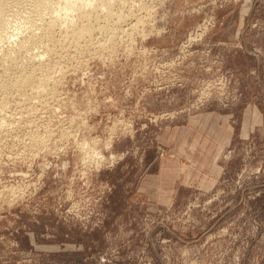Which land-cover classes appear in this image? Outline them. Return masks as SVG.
I'll list each match as a JSON object with an SVG mask.
<instances>
[{
    "label": "rangeland",
    "instance_id": "rangeland-1",
    "mask_svg": "<svg viewBox=\"0 0 264 264\" xmlns=\"http://www.w3.org/2000/svg\"><path fill=\"white\" fill-rule=\"evenodd\" d=\"M129 1L111 48L18 52L56 69L2 114L0 264H264V0Z\"/></svg>",
    "mask_w": 264,
    "mask_h": 264
},
{
    "label": "bare ground",
    "instance_id": "bare-ground-1",
    "mask_svg": "<svg viewBox=\"0 0 264 264\" xmlns=\"http://www.w3.org/2000/svg\"><path fill=\"white\" fill-rule=\"evenodd\" d=\"M131 3L133 2L129 0H0V127L5 130L3 126L7 120L4 117L8 116L5 115L3 117L2 114L9 104L10 97L12 98L13 95L17 94L28 101L30 98H36V96H32V93L35 91L44 94L48 89L54 69H56L54 65H52L53 63H45L40 59L39 63L42 66L40 64L38 66L41 68L43 67V79L38 85H34L30 76H34L36 68H38V70L41 69L32 66V72L29 73V67L22 63L25 57L29 55L30 60H32L30 63H33V60L38 55L34 52L35 48H42L39 45L42 44L43 47L44 45L46 46L45 50L47 52L43 53L44 56V54H48L55 49L51 47L55 45L54 43H56V45H62V47L67 45L69 47L70 45L80 47V44H77L78 40L85 37V40L90 44L95 40L96 43L102 46L103 50L111 48L117 38H122L123 35L127 34V29L124 27L128 16L125 15L124 8L125 6L128 7ZM76 8L81 12H79V16L81 15L83 18H81L82 24H78L77 22L79 21L76 22L77 17L75 21V18L72 19L69 17L70 14H68V12H71L72 16V10ZM130 12H132V10ZM140 20L141 19H138L133 26L137 27ZM84 21L86 23H84ZM123 23L125 24L124 27ZM16 28L19 30L18 36L15 32ZM57 28L63 30L62 35L59 34L60 37L55 36V30ZM23 34L24 36L21 37L20 35ZM96 35L99 36L96 38ZM10 43H12L11 46H8ZM75 50L78 49L75 48ZM18 52H22L23 54L26 53L27 56L24 55L25 57L23 58ZM47 54L46 57L48 56ZM51 54L52 53H50V55ZM57 55L59 56V54ZM21 58L23 59L21 60ZM27 58L25 60H27ZM30 60L28 59L27 61L29 62ZM31 65H34V63ZM28 91H31V93ZM23 98L22 100L25 101ZM31 99L29 101H31ZM40 99L38 100L41 102ZM16 100L18 101V99ZM23 101H18V103L23 104ZM33 101L36 102L34 99ZM10 102H12V100H10ZM17 104H15V107H17ZM10 118L8 117V119ZM94 143L84 141L81 143V147L83 150L92 151L90 153L92 155L96 147Z\"/></svg>",
    "mask_w": 264,
    "mask_h": 264
}]
</instances>
